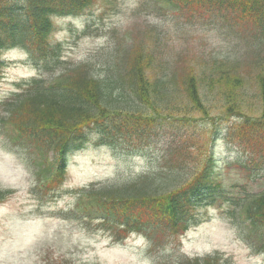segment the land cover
Segmentation results:
<instances>
[{"label": "trees", "instance_id": "16d2710c", "mask_svg": "<svg viewBox=\"0 0 264 264\" xmlns=\"http://www.w3.org/2000/svg\"><path fill=\"white\" fill-rule=\"evenodd\" d=\"M97 1L113 4V0H0V53L19 48L41 73L50 67L57 68L49 70L53 73L49 79L37 76L18 82L17 90L2 102L6 113L3 122L10 124L20 143L33 154L31 164L40 175L37 185H46L44 190L48 193L62 185L69 154L90 139L97 145L119 149L122 154L132 152L130 146L148 147L162 131L178 122L186 123L184 127L190 129L188 139L197 140L200 128L195 127L196 118L191 119L190 113L195 110L203 117H213L207 115L205 105L209 92L199 95L193 82L188 87L185 83L189 104L186 103L183 115H161L169 105L172 110L178 109L171 103L173 86L165 75L145 73L151 59L143 53L135 52L126 64L128 67L122 62L126 52L119 48L109 53L103 51L97 61L94 59L98 56L92 55L66 64L59 52L60 43L49 37L54 29L52 20L80 15ZM162 1L169 7L204 5L216 13L215 18H220L223 14L219 11L225 10L234 13L239 26L245 22L253 25L245 35L251 52V71H256L250 82L264 107V0ZM239 62L238 53L226 55L224 61L212 64L217 76L212 79L208 75L209 80L203 81L208 87L212 81L220 82L228 76L229 85L221 90L225 99L222 103L225 111L239 122L225 128L226 136L233 135L246 145L242 150L247 160L239 163L250 179L264 180V116L254 117L243 111L249 102L238 98L244 96L235 84L241 82L234 70ZM213 132L210 131L206 146L210 148L203 159L199 157L200 150L187 142L185 134L181 142L169 134L156 155L163 167L156 166L126 181L90 184L74 190L75 201L63 216L109 234L114 243L130 231L179 235L202 221V208L223 201L244 215L248 222L247 238L256 250L264 251V189L241 191L232 189V185L225 188L216 172L210 145ZM167 139L170 145H166ZM10 193L0 189V202ZM66 260L55 264H70ZM165 264L230 263L214 252L184 255Z\"/></svg>", "mask_w": 264, "mask_h": 264}, {"label": "rangeland", "instance_id": "374dc122", "mask_svg": "<svg viewBox=\"0 0 264 264\" xmlns=\"http://www.w3.org/2000/svg\"><path fill=\"white\" fill-rule=\"evenodd\" d=\"M219 13L223 15L215 18L216 13L204 5L169 7L162 0H113V4L97 1L77 16L53 18L54 29L49 37L60 43L59 52L66 64L92 55L98 56L94 59L97 61L103 51L119 48L126 52L122 59L126 65L135 52L143 53L151 59L145 73L165 75L173 86L171 103L178 109L172 110L169 105L165 110L172 111L161 115H183L189 104L186 85L193 82L199 95L209 92L205 105L207 115L213 117H203L195 110L190 113L191 119L196 118L195 127L200 128L197 140L188 139L190 129L184 127L186 123L178 122L162 131L148 147L130 146L132 152L122 154L119 149L97 145L91 139L70 153L63 183L50 193L44 190L46 185H37L40 175L31 164L33 154L3 123L6 113L2 102L17 90L18 82L42 71L19 48L0 53V189L11 191L0 202V264H55L60 259H67L70 264H165L184 255L214 252L230 264H264V251L256 250L246 236L248 222L244 215L223 201L202 208V221L179 235L161 231L152 235L127 233L114 244L109 234L63 216L75 201L74 190L90 183L126 181L156 166L163 167L156 155L169 134L180 142L185 134L203 159L210 148L206 147L210 131H214L210 145L216 172L225 188L232 185V189L241 191L264 189V180L250 179L239 163L247 160L242 150L246 145L233 135L226 136L225 128L239 122L225 111L222 103L225 99L221 90L229 85L228 76L220 82L212 81L208 87L203 81L209 80L208 75L212 79L217 76L212 64L238 53L240 62L234 70L241 82L235 84L244 93L238 98L249 102L243 111L254 117L264 116L263 104L250 82L256 71H251V52L245 35L253 25L245 22L239 26L234 13ZM234 64L235 60L232 67ZM50 69L57 70L50 67L42 76L49 79L53 74Z\"/></svg>", "mask_w": 264, "mask_h": 264}]
</instances>
